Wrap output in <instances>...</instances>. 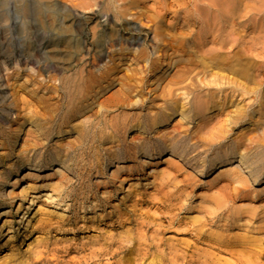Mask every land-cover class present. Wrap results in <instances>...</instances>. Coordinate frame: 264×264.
Instances as JSON below:
<instances>
[{"label": "bare ground", "instance_id": "1", "mask_svg": "<svg viewBox=\"0 0 264 264\" xmlns=\"http://www.w3.org/2000/svg\"><path fill=\"white\" fill-rule=\"evenodd\" d=\"M29 1L18 0V11L26 17L28 12L30 13ZM42 1L41 5L46 10L41 9L45 12L44 15L42 13L43 20L52 31L53 37L60 39V41H50L46 46L36 45L38 51L47 53L57 64L52 61L54 67H49L44 62L43 71L49 73L67 71L84 53L90 55L91 59L87 58V62L97 71L95 70L94 75L89 74L88 80L81 77L80 81L71 80L69 83L63 80L59 86L52 83L53 86L44 87L40 85L41 81L34 80L31 84L34 88L44 89L47 95L49 93L58 95L56 103L50 102L51 95L45 96L47 98L37 96L38 92L35 89L27 90V87L22 85L19 86L20 91H23L20 95L22 97H12L10 100L6 91L9 81L5 78L4 72L9 70L12 62L0 60V121L10 124L8 128H0V175H5L6 179L12 182V188L18 187L19 190L23 186V180H30L29 188L34 196L31 204L34 205V199L38 198H44L54 204L66 195L69 201L92 195L94 189L97 190L102 184L106 187L110 183L109 181L98 183L100 180L94 182V173L97 174L100 170L104 173L113 165L116 170H113L112 178L118 180L120 189L129 181L121 178L125 173L129 176L133 172L138 174L147 168H152L146 175L154 180L145 185L143 193H140L139 187L136 188L139 183H132L134 189L136 188L133 195L138 198L136 202L141 207H156L160 214L154 213V217L152 214L150 217V213L149 216L137 215L135 207L130 208L126 216L117 212L119 214L114 224H117L118 228L126 224L129 225L128 230L130 227L132 230L136 227L134 237L130 236L133 231H129L130 235L126 231L130 239L125 242L128 244L133 242V245H125L105 233L106 236L101 241L95 237L88 241V245L84 242L80 244L81 251H89V261L110 256L115 250L114 252L119 251L123 254L135 252L139 260L153 255L159 258L157 262L159 264H176L177 261L217 264L223 254L228 255V260H231H226L224 264H264V88L261 79L263 71L253 76L249 68L245 70L235 68L237 64H242L244 59H249V52L252 53L250 50L256 44V38L253 39L255 41L253 44L241 41L244 43L243 47L240 41L233 40L229 32L214 27L222 18L226 19L224 23L229 27L235 26L233 25L235 22L238 23L236 15L240 12H236L238 9L236 4H233L236 1L214 0L215 4L213 2V5H208L211 6L208 8L210 11L205 13L202 11L201 14L199 9V14L202 17L210 16L209 21L212 23L207 21L210 28L204 23L205 30L202 29L203 26L200 27L204 33L202 35L199 33L200 36H196L197 38H195L197 29L195 30L193 26L195 19H198L193 16L197 12L196 9V11L191 9L189 12L185 10L188 20L191 19L187 23L195 21L192 26L181 22L179 25L182 27L176 28L178 31L181 30L180 34L172 30L178 35L170 36L165 32V27L157 25L159 23L155 21L157 18L151 15V19L146 10L145 12L140 9L137 4L141 3V0H110L107 1L106 9L103 8L104 0H88L87 4L81 5L74 3L75 0H69L67 3L63 0ZM162 1L160 9H166V13L167 10H173L172 7L166 8L167 0ZM187 1L172 0L170 6H175V12H180V5ZM191 1L188 2L189 5ZM198 1L200 2V0L194 1L195 7ZM218 4L220 5L217 6ZM148 7L152 9L153 5ZM156 8L158 9V5ZM111 9L115 20L111 17L112 13H109ZM214 12L217 14L213 17ZM232 29L235 30L234 27ZM251 31L253 33V30ZM151 33L154 35L152 39L149 38ZM208 36L213 37L211 42L208 41ZM188 40H192L191 44L187 42ZM240 48L244 50L241 51ZM171 49L174 53L186 52L190 49L192 53L186 64L179 67V71L173 75H169V71L176 66L173 67V59L167 57V52ZM149 54L152 56L151 59ZM106 58H108L107 62H105ZM115 60L119 63L134 62L135 68L132 69L131 66V69H125V75H120V72L115 73V68L111 67ZM21 62L18 60L13 64L18 67L23 64ZM24 62L26 69L33 72L35 63L26 60ZM115 67L119 68L117 65ZM224 68H228V73L236 77L240 76L246 80L250 79L252 83L256 82L255 86L253 84V89H249L251 86L241 87L233 78L223 80L221 73L224 74L225 71H221ZM216 71L220 72L219 79L216 78ZM16 73L18 77L19 71L17 70ZM148 76L152 79L148 81L150 90L146 88L145 80ZM90 77L92 80H89ZM100 82H106V87H101ZM94 83H97L98 87L95 88ZM113 89H116L113 91V96L99 102L97 111L82 117L93 104L89 101H96L97 96ZM227 89L230 90L229 93H224L228 92ZM239 91L242 97L245 93H255L257 97H254V104L251 105L250 96L245 97L246 101L245 98L236 99L235 92ZM91 95L94 99L90 98ZM85 97H89L90 100ZM81 118L89 120L82 122ZM178 118L179 121L173 126ZM24 126L28 129L31 127V130L24 129ZM21 133L26 139L21 143L24 146L22 150H15L16 164H6L10 158L12 159L9 150L14 149L10 140L15 137L18 140ZM129 133L131 136L128 139L129 143L125 142V138L122 142V138ZM134 133L147 136L133 139ZM70 134H72L70 141L66 139L63 141L65 136L69 137ZM85 146L94 152L90 154L92 164L88 162V164H69L73 161V153L84 150ZM104 162L108 163L106 167H103ZM238 162L241 164H234ZM156 164H165V168L163 166V170L159 171ZM193 166L198 172L191 174L185 172L186 167ZM51 167L55 172L45 175L43 172ZM223 168L225 171L216 175L219 170H224ZM13 170L16 177H13ZM208 175L209 177L216 175V177L213 176L214 179L210 183L206 180L207 184L201 188V195L197 192L200 196L197 197L198 201L194 202L196 205H193L188 199L189 194L198 187V180ZM179 177L182 180L178 181ZM44 178H50L53 182L44 184ZM151 186L152 194L148 195L147 190ZM2 192L3 189L0 197ZM39 193L43 195L38 197ZM15 194L12 192L10 199L25 201L27 189ZM20 207L21 204L18 205L17 210ZM176 209L179 212L188 210L197 214L193 216L189 213L188 216L183 215L187 218H183L180 217L182 216L180 213L175 212ZM27 212H24L22 219ZM43 212L39 208L35 214L39 215ZM11 215L10 208L0 212V217L7 218L3 228L12 226ZM64 219V215H60V221L54 223L51 219H41L37 231L63 227L66 224ZM86 221V218L75 215L73 220L69 219L67 223H71V231H79L81 226L84 227L83 229H89L88 224H85ZM175 226L177 227L175 232L181 231L183 235L192 239L193 243H204L207 247L200 250L193 246V243L191 245L188 239V242L177 245L169 242L172 246L166 247L167 251L162 249L165 242L163 238H159L161 233L165 229L174 230ZM92 228L97 231L100 227L92 224ZM44 243L41 250L35 253L36 259H42L41 256L45 257L51 251H54V254L63 252L70 254L77 250L76 244L71 242L61 246V249H50L49 245ZM209 248L213 249L212 252ZM188 249L192 250L190 254ZM83 263L87 264L88 260H83Z\"/></svg>", "mask_w": 264, "mask_h": 264}, {"label": "rangeland", "instance_id": "2", "mask_svg": "<svg viewBox=\"0 0 264 264\" xmlns=\"http://www.w3.org/2000/svg\"><path fill=\"white\" fill-rule=\"evenodd\" d=\"M39 1L38 0H30L29 1V3L31 2L30 3V13L28 12V15L26 17L25 14H23V13L21 14L18 11L19 10L18 9V5H19L18 0H0V60L3 61L5 59V60H8L9 62H12V65L10 66L9 70L4 72L5 78L9 81V87L7 88L6 91L9 94L10 100H12V97H16V98L22 97L20 95L23 94V91H20V89H19L20 85H22L23 87L26 86L27 90L28 89L29 90L35 89L36 92H38V94L36 93V95L37 96L39 95L40 97H45V96L51 95V93H49L47 95V92L44 91V89H41V88L37 89L36 87L34 88L31 85V84H33L34 80L41 81L40 85L44 86V87H47L48 85L53 86L52 83L54 85L56 84L59 86L60 82H63V80L66 81L65 83H67V82L69 83V81H71V80L72 81H80L81 79L88 80L87 78H88L89 74H91V75L93 73L95 74L96 68L93 67L92 64L87 62L88 59L89 60L91 59V57H90V55H87V54L85 55V53L83 54L84 56L81 54V56H79V57H81L82 59L81 58H80V60L78 59L79 61L77 60L74 63V65L71 68H69L67 71H62V72H60V71H57V72L54 71L53 72L52 71L53 73L50 72L51 74L49 72L43 71L44 62H46L45 64H47L49 67H54V64L55 65H57V64L55 61L51 60V58L47 55V53H45V52L42 53L43 51L42 52L38 51V49L36 48V45H37V47H38V45L39 46H43V45L46 46L49 44L50 41L51 42L53 40L54 41H60V39H56V37H53L52 31L48 28L49 26H47L45 24V22L43 20V15L45 13L44 11H46V10L41 5V3H43V1L42 0H39ZM60 1H62V0H60ZM64 1H65V3L69 2V0H63V2ZM87 1L88 0H75L74 3H77V5H79V4L81 5L84 3L87 4ZM107 1L109 2L110 0H104V4L102 3L103 8L105 7L104 9H106V7H107V4H108ZM161 1L162 0H159L158 2H157V0H141V3H139L137 5L139 7H141L140 8L141 10H143V11L146 10L147 12L146 11L145 12L147 14H149L148 16L151 17V19H152V16L157 18L158 21L155 19L156 23L159 22V23H157V25L159 27H163V28L165 27L164 28L166 30L165 32L166 33L168 32V34L170 36L171 35L176 36V35L180 34L179 32L181 30L178 31V29L182 27L181 25H179V23H181V22H182L181 24H186V25L190 24L192 26V24L196 21L195 24H193V26H195V30L197 29L195 31V38H197L196 36H198V37L200 36L199 33H201V35H202V33H204L202 31L205 30V26L207 25V21L211 20V17L210 16H207V17L203 16L202 17L201 14H202V11H204V13L206 11H210L208 8H210L211 6L208 7V5H211L214 2V0H200V2L198 1V4L196 7L193 5L195 0L191 1V5L188 4V2L190 1V0H188L187 3L180 5V7H181L180 12H175L176 11L175 6L174 7L170 6L172 4L171 3L172 0H169V1L167 0L165 3L166 8L172 7L171 9H173V10H169V11L167 10L168 14L166 13V9H160L162 2H163V1L162 2ZM217 1H219V0H217ZM234 1H236V2H234V3L232 2V3L234 5L236 4V8L238 9V10H236V12L237 11L240 12L238 15H236V19H237L236 21H238V23H240V24L235 22L236 24L235 23L233 24L235 26H230L232 28L233 27L235 28V30H233L232 28L229 27L228 24L225 25L224 22L226 21V19L222 18L219 20L220 22L218 23V25L217 26L214 25V27H218L219 29L222 28L221 31H223V32H226V31H227L226 33L229 32L230 36L235 41H240V42L246 41L247 43L253 44V42L255 43V41H253V39L256 38V44L250 50V51H252V53L254 55L251 52H249V54H250L248 56L249 59H247V60L244 59V62H242V64H240V65L237 64V66L236 67L234 66V67L236 69L238 68L237 70H242V69L245 70V69L249 68L250 73L253 76H257V75H259L260 71L261 72L263 71V73L261 74V79L263 80L262 85L264 88V77L262 78V76L264 75V0H234ZM158 3L159 4L161 3L160 6ZM213 4H215V2ZM142 5L146 9L144 7H142ZM150 5H151V7L153 5V8H156L158 5V9L152 8L153 9L152 10L151 8L148 7ZM219 5L220 4H218L217 6H219ZM78 8L77 9L79 11H81V8L80 7H78ZM41 9L44 11H41ZM191 9L197 10V12L194 13L193 16H194V18L198 17V19L196 18L197 20L195 19V21L194 22L192 21V23H190L191 21L187 23V21H189L191 19L188 20V18H187L188 16H187V13L185 12V10L187 12H189ZM199 9L201 10L200 11L201 14H199ZM149 11H151L152 13ZM155 12H158L159 15L162 14V15H160L161 17ZM42 13H43V15H42ZM109 13L110 14L112 13L111 17L115 20L116 18L114 16L113 9H111V11H109ZM197 14H199V15L195 16ZM216 14H217V12H214L212 14V16L214 17ZM40 15H42V16H40ZM155 15H157V16H155ZM158 17H160V18L158 19ZM208 17H209V19H208ZM39 18H41V19H39ZM199 18H200V20H199ZM177 20L180 22H178ZM153 21H154V18H153ZM183 21H184V23H183ZM197 22H199V23H197ZM209 22L212 23L211 21H209ZM169 23H171L172 25ZM165 24H167V25H165ZM162 25H164V26H162ZM196 25H197V27H196ZM173 27H175V28H173ZM200 27H202V29H204V30H202ZM207 27H208V25H207ZM248 27H250L249 28L250 31H249ZM176 28H178V29H176ZM208 28H210V27H208ZM172 30H175V32H177L178 34L173 32ZM251 30H253V33ZM170 32L172 34H170ZM232 33H234L233 34L234 37L232 36ZM250 33H252V34H250ZM173 34H175V35H173ZM152 35H153L152 33H151V35H149L150 39L153 38L154 35L153 36ZM251 37H252V39H251ZM208 38L207 39L209 42H211V40H213L212 36L211 37L208 36ZM223 38H224V36H223ZM241 38H242V40H240ZM243 38H244V40H243ZM191 41L188 40L187 42H189L191 44ZM249 41H252V42H249ZM242 42L240 44L244 47V43H242ZM241 45H240V47H241ZM34 48H36V49H34ZM238 49L239 48H237V50ZM240 49H242V48H240ZM231 50H233V49H230V51ZM243 50H244V48L241 51H243ZM148 51L150 53L149 48H148ZM190 53H191L190 49H188L186 52H181V53H174L173 49L168 50V52H167L168 56L167 57L169 59H173V62H174L173 67L176 66L174 69L171 68V70L169 71L170 72L169 75L176 74L180 69L179 67L184 65V63L186 64V62L190 59V56L192 54V53L191 54ZM260 56H261V58H260ZM47 57H48V59H47ZM151 58H152V56L150 55V59ZM18 60L22 61L21 63H23L20 66H18L19 68L16 67L15 64H13L14 61H18ZM25 60H26V62L31 61V62H33V64L35 63L34 64L35 67L33 69L34 70L33 72H30L29 71L30 69L29 70L26 69L27 66L24 64ZM52 61L54 62V64H52L53 63ZM107 61H108V58L105 59V62H107ZM85 62L87 64H85ZM118 63H119V61L115 60V63H114L115 65L113 64L114 66L111 65V67L115 68V73L120 72L121 73L120 75H125L126 70H128V68L131 69V66L132 67L135 66L134 62H133V64L132 63L129 64L126 61L120 62L119 64ZM13 65L15 66L16 69L14 68ZM116 65L119 66V68L115 67ZM134 68L135 67H133L132 69H134ZM227 69L228 68H224V70L221 71V72L225 71L224 74L221 73V76L224 77L223 80H225V79L228 80L229 78H233L234 81L236 83H238L241 87L246 88L248 86H251V88L249 87V89H253L256 82L252 83V82H250V79L246 80V78H244V77H240V76L236 77V75L234 76L231 73H228L229 71ZM17 70L19 71L18 77H16ZM164 70H166V69H164ZM169 72H167V73H169ZM216 73H217L216 78L219 79L220 75H218V73L220 74V72L216 71ZM82 76L83 77L87 76V77L83 78ZM80 77H81V79H80ZM91 77L89 78V80L91 79ZM126 77H128V75H126ZM50 78L53 80H51ZM147 79L145 80V81H147L146 88H147V90H150L151 88H149L150 86L148 84V81H150L151 78L148 76ZM126 81L129 82L128 80H126ZM100 83H101L100 84L101 87H104V86L106 87V85H107L106 82H104V83L100 82ZM253 84H254V86H253ZM95 86L98 87V84L94 83V87ZM21 90H23V89H21ZM115 90L113 89V90H110L109 92L103 93L99 97L97 96L96 101L95 100L89 101L90 100L89 97H85L89 101V103H91V104L93 103L92 104L93 108H92V106H91V108L89 107L90 110H88V109L87 110L90 112L86 111L85 112L86 114L83 113L82 117H86L85 115H89V114L93 113L94 111H97L98 110L97 107L99 105V102L101 103V102L105 101L106 99H109L110 97H112L113 93H114L113 91H115ZM226 91H228V92H224V93H229L230 90L227 89ZM240 92L241 91L235 92V96H236L235 98L238 100H242V99L244 100V98L246 96H247L246 98H248L250 96L251 105L254 101V97L255 98L257 97V95L255 93H252V92L250 94L245 93L243 95L244 97H242ZM246 94H248V95H246ZM54 95L52 94L50 96V98L52 97L51 98L52 100L50 99L51 100L50 102L55 101L52 103H56L57 99H58V95L57 94H54ZM37 96H35V97H37ZM91 97H92V95L90 96V98ZM45 98H47V97H45ZM92 98L94 99V97H92ZM191 98H192V96H191ZM191 98L188 97L189 100H191ZM246 98L244 101H246ZM94 103L96 105H94ZM254 106H256V105H254ZM87 119L88 118H81L80 120H82V122H86ZM90 119H92V118H90ZM175 121L176 122H174L173 126L175 125V123H177L179 121V118L176 119ZM9 125H10L9 123H3L0 121V128H2V129L8 128ZM192 126H194V125H192ZM26 127L27 126H24V129H28V127L27 128ZM30 128L28 130H31ZM22 134L23 133H21V135H19L20 141H19V139L16 140L15 139L16 137L10 140V142H13L12 146H14V149H12V151L9 150V154L12 155V159L10 158V161H7V162L5 161L6 164H16L15 163L16 158L14 156V154L16 153L15 150L19 149V151H20V149L24 147L23 144H21V143L23 141H25L24 139H26ZM146 136L147 135H145V137ZM71 137H72V134H70L69 137L65 136L63 141L69 140V138H71ZM143 137L144 136H142V135L140 136V134H135V133L132 134L133 139H140V138L142 139ZM124 138H125V142L128 141V139L131 138L130 133L126 134L125 137L122 138V140H121L122 142L124 141ZM14 139H15V141H14ZM126 143H129V141ZM82 151H83V153H82ZM76 153H77V155H76ZM92 153H94V152L91 151L90 149H88L87 146H85L84 150H79V151H76L73 153V155H72L73 161H71L73 163L70 162L69 164H79V163L80 164H88V163L92 164V160L90 159V154L92 155ZM83 156H85V157H83ZM11 160H13V161H11ZM83 162H85V163H83ZM155 163H157V161ZM107 164H108L107 162H104L103 167L104 166L106 167ZM234 164H241V163L238 162V163H234ZM117 166H118V164H117ZM163 166L165 168V164H159V165L156 164L157 170H159V171L161 169L163 170V168H162ZM52 168L53 167L48 169L50 171V173H48L49 172L48 170H46V172H43V173L45 175L46 174L50 175V174L54 173L55 172L54 171L55 166L53 169ZM115 168L116 167H114V165H113L111 168L104 171V173H103V171L100 170L97 174L94 173V175H93V180L95 179L94 182L96 180H98V181L100 180L99 182L96 181L98 183H105V182L109 181L110 183L107 184L108 186L106 185V187H105V185L102 184L104 187L102 185H100L97 188V190L96 189L93 190V192L94 191L95 192L92 193V195H89L88 197H79L78 199L75 198V200L72 199V201H69V198L66 195L61 199V201H58L57 203H54V204L51 203L50 201L49 202L46 201V199H44V198L39 199L38 197H41V195H43V194L39 193L38 197H37L38 199H34V205H32L31 201H32L34 196H33V191L30 190V188H29L31 185L30 180H28V179L23 180L22 181L23 186L19 190V189H17L18 187L16 189L12 188V182L8 181L6 179L5 175H0V192L3 189V192H2L3 194L0 197V204H1L0 212L5 210V209L10 208L12 211L11 221L13 222L11 227L3 228V225H4L7 218L6 217H0V264H84L83 260H88L87 264H159V263H157L159 261V258H156L153 255L144 259V260H139V258L136 257L135 252H132L129 254H123V253H120L119 251L114 252L115 250L113 251V253L110 256H106V257H102V258H96V259H92L89 261V259H88L89 258V255H88L89 251L83 252V250L82 251L80 250L82 248L80 245L82 242H84L85 245H88V243H89L88 241L93 240V238L95 239V237H96L98 240L101 241L106 235L107 236H113V238L115 240L117 239L116 241L123 242L125 245H133V242L128 244L127 242H125V240H129L130 236L131 237L135 236V232H136L135 228L136 227H134L133 230H132V227H130V229L128 230V228H129L128 224H126V226H123V227L121 226L119 228H118L117 224H114V220H117L119 213L126 216V214L129 212V210L132 209V207L136 208L137 215H142V216L148 215L149 216V213H150V217H152V215L154 217V215H155L154 213H158L156 215L160 214L158 212V210L156 209V207H147V206L141 207L139 204H137L136 200L138 198H135L134 197L135 194L133 193L135 191V189L138 187H139L138 189H140V191H141L140 193H143L145 185L147 183H150L151 180L152 181L154 180L153 178H151V176L148 175L149 176L148 177L146 175V173L148 174L151 172L152 168L151 169L147 168V170L144 171L145 173L139 172L137 174L136 172H133L129 176H128V173H125L124 176H122L121 178L122 179L126 178V180L129 179V181L125 182L123 184L124 185L123 187H126V188L121 187L122 190L118 187L119 186V183L117 182L118 180L112 178L113 170L114 171L116 170ZM223 169L224 170H222V169L219 170L216 173V175L219 174V172H221V171H225V168H223ZM196 171L198 172L197 169L195 170L194 166L189 167V168L188 167L185 168V172L189 173V174H191L192 172H196ZM12 173H13V177H16L15 176L16 173L14 174V170L12 171ZM216 175H212V176L210 175L212 178L209 177V175L207 176L208 178L202 177L201 179L198 180L199 181L198 187H195L193 189V191H191V193L189 191L190 196L188 197V199H189V201H191V203H193V205H196L195 203H196V201H198L197 197H199L202 193L201 188L203 187V185L207 184L206 180H208V183H210L214 179L213 176L216 177ZM126 176H128V177H126ZM143 176H144V178H143ZM130 178L134 182L133 181L131 182ZM135 178L136 179L138 178V180H136ZM139 180H141V181L138 182ZM180 180H182V178L180 179V177H179L178 181H180ZM48 182L50 183L53 181L50 180V178H44L43 183L48 184ZM130 182H131V184H129ZM132 183H139V184L134 189ZM130 188H131V190H130ZM24 189H27V196H26L25 201H19L18 199H15V200L10 199V194L12 192L18 194L19 191L24 190ZM128 189H129V191H128ZM151 190H153L152 186L149 190H147V192H149L148 195L152 194ZM193 193H194V196H193ZM105 194H108V196ZM93 196H95V197L93 198ZM124 196H126V197H124ZM104 198L106 199V201ZM94 200H96V201H94ZM102 200L105 202L103 203ZM132 201H134V202H132ZM19 204H21V207L19 210H17V207ZM39 208L42 209L44 212H43V214L37 215L35 213H36L37 209H39ZM26 211H28L27 215L25 216L24 219H22V215ZM117 212H119V213L117 214ZM175 212L180 213L182 215L180 217H183V218L184 217L187 218L189 213H191V215L197 214L194 211L188 212V210H183V211L180 210V212L177 210ZM46 213H48V214H46ZM18 215H21V217L20 216L18 217ZM60 215H64V218H65L64 220H66L65 226L60 227L61 229L58 227H54L53 230H50V228H46V230L43 232L37 231V229L39 228V221L41 219H51V222L54 223L55 221H60ZM75 215L78 216L79 218H86L87 221L85 222V224H88L89 229H83L84 227L81 226L80 227L81 230L71 231V226H70L71 223L68 224L67 220H69V219L73 220ZM183 215H187V216H183ZM195 215H193V216H195ZM139 222H140V220H139ZM79 223H81V222H79ZM91 223L97 225L98 228L99 227L102 228V230L99 228L102 232L99 229L97 231H96V229H95V231L93 228L91 229V227H92ZM54 226H56V223L54 224ZM176 228L177 227L175 226L174 230L173 229H170V230L165 229L161 233V236L159 238H163V241L165 242V246H163L162 249H165L167 251L166 247L172 246L170 243L177 245L180 243L188 242L187 241L188 239L190 241V244L193 243L192 239H190L186 235H183L184 233L182 234L181 231L179 232L178 230H176L177 232H175ZM126 231L128 233H129V231L130 232L133 231V233L130 235V233L128 234V233H126ZM105 233H106V235H105ZM103 234H104V236H103ZM127 234L130 236H128ZM149 234L150 233H148V236H149ZM44 242H46L49 245L50 249H52V248L61 249V246H65L66 243L71 242L73 244H76L77 250L70 253V254L64 253V252L54 254L53 253L54 251H51L50 253H48L49 255L46 254L45 257L41 256L42 259H38V258L36 259L35 253L41 250V248L45 244ZM167 243H169V244H167ZM135 245L137 246V244H135ZM193 246H196V248H199L200 250L203 249V247L204 248L207 247V246H205L204 243L203 244L202 243H200V244L199 243H193ZM191 249H188L189 250L188 254L191 253L190 252V251H192ZM209 250H210V252H212L211 250H213V249L209 248ZM214 252H215V249H214ZM84 256H85V258H83ZM224 257H226L227 259ZM228 258H229L228 255L223 254L219 263H217V264H221V263L224 264L226 262V260L227 261L230 260V259L228 260ZM222 259H224V260H222ZM176 264H195V262L189 263L186 261L185 262L177 261Z\"/></svg>", "mask_w": 264, "mask_h": 264}]
</instances>
